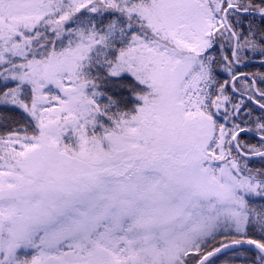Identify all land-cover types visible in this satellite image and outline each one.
Returning a JSON list of instances; mask_svg holds the SVG:
<instances>
[{
	"label": "snow or ice",
	"instance_id": "1",
	"mask_svg": "<svg viewBox=\"0 0 264 264\" xmlns=\"http://www.w3.org/2000/svg\"><path fill=\"white\" fill-rule=\"evenodd\" d=\"M0 264H264V0H0Z\"/></svg>",
	"mask_w": 264,
	"mask_h": 264
}]
</instances>
